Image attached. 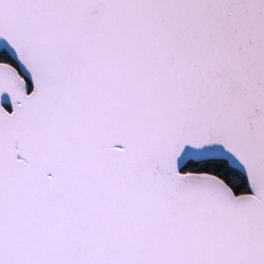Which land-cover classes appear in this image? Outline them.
<instances>
[{
    "label": "snow or ice",
    "instance_id": "obj_1",
    "mask_svg": "<svg viewBox=\"0 0 264 264\" xmlns=\"http://www.w3.org/2000/svg\"><path fill=\"white\" fill-rule=\"evenodd\" d=\"M0 264H264V0H0Z\"/></svg>",
    "mask_w": 264,
    "mask_h": 264
}]
</instances>
